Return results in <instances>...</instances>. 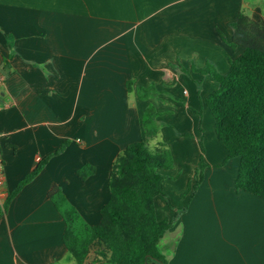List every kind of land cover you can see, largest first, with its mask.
Listing matches in <instances>:
<instances>
[{
  "label": "crops",
  "instance_id": "crops-1",
  "mask_svg": "<svg viewBox=\"0 0 264 264\" xmlns=\"http://www.w3.org/2000/svg\"><path fill=\"white\" fill-rule=\"evenodd\" d=\"M243 10L264 26V0H0V158L9 193L49 158L1 218L0 264H76L49 193L58 187L99 225L113 163L145 140L149 104L161 114L158 144L174 160L165 196L155 198L158 221L174 220L160 254L168 264H264V200L235 189L240 160L226 161L206 106L218 83L194 71L228 73L244 51L230 45ZM151 86L160 95L141 100L137 89ZM201 140L207 168L191 190ZM86 165L95 173L82 180Z\"/></svg>",
  "mask_w": 264,
  "mask_h": 264
},
{
  "label": "trees",
  "instance_id": "trees-1",
  "mask_svg": "<svg viewBox=\"0 0 264 264\" xmlns=\"http://www.w3.org/2000/svg\"><path fill=\"white\" fill-rule=\"evenodd\" d=\"M231 27V47L244 51L230 61L228 73L217 74L210 65L194 71L211 75L218 83V89L206 99V106L215 121L218 141L228 153L226 161L240 160L235 189L264 200V26L243 10ZM127 88L132 89L130 82ZM137 93L143 101L160 95L155 86L139 87ZM160 115L152 104L147 106L142 119L145 140L128 145L113 163L111 196L100 211L99 225H89L58 187L50 191L49 199L66 222L63 241L76 264H168L158 245L174 220L158 221L155 198L165 196L164 172L173 169L174 160L164 143L159 144L155 154L148 148V142L160 133ZM200 145L201 162L191 190L201 185L207 168L202 140ZM65 148L62 146L57 153ZM48 161L49 158L41 161L10 194L4 209L0 208V221L13 198L41 173ZM226 161L217 167H223ZM94 173V167L86 165L78 175L86 180Z\"/></svg>",
  "mask_w": 264,
  "mask_h": 264
},
{
  "label": "built area",
  "instance_id": "built-area-1",
  "mask_svg": "<svg viewBox=\"0 0 264 264\" xmlns=\"http://www.w3.org/2000/svg\"><path fill=\"white\" fill-rule=\"evenodd\" d=\"M186 93V92H185ZM10 193L6 185V177L4 173V165L0 158V208L4 209L7 199L9 198Z\"/></svg>",
  "mask_w": 264,
  "mask_h": 264
},
{
  "label": "rangeland",
  "instance_id": "rangeland-1",
  "mask_svg": "<svg viewBox=\"0 0 264 264\" xmlns=\"http://www.w3.org/2000/svg\"><path fill=\"white\" fill-rule=\"evenodd\" d=\"M158 141L159 140L157 138L149 141L148 148H149L150 152L153 154H155L157 149L159 148ZM196 179H197V176H194L193 181H196ZM168 189H169V186H168Z\"/></svg>",
  "mask_w": 264,
  "mask_h": 264
}]
</instances>
